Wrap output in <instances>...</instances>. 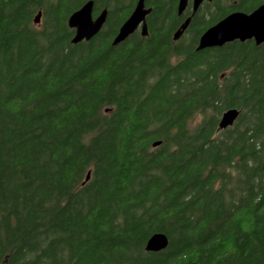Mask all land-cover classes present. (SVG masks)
<instances>
[{"label": "trees", "instance_id": "obj_1", "mask_svg": "<svg viewBox=\"0 0 264 264\" xmlns=\"http://www.w3.org/2000/svg\"><path fill=\"white\" fill-rule=\"evenodd\" d=\"M87 1L0 0V264H264V44L196 51L264 0L203 2L177 41L191 3L144 0L117 45L137 0H92L105 24L72 44Z\"/></svg>", "mask_w": 264, "mask_h": 264}, {"label": "water", "instance_id": "obj_2", "mask_svg": "<svg viewBox=\"0 0 264 264\" xmlns=\"http://www.w3.org/2000/svg\"><path fill=\"white\" fill-rule=\"evenodd\" d=\"M210 0H178L177 15H181L188 3H191L192 13L188 16L173 33V40L177 41L187 29L191 16L197 11L203 2ZM94 2L89 0L85 2L79 9L70 14L67 24L70 29L74 30L71 39L72 44L82 41H89L95 37L107 18V10L103 9L97 16H93ZM151 8L145 5L144 0H137L131 14L119 27L117 34L113 38L112 45H117L127 39L135 31L139 30L142 36L148 35V27L146 18L150 14ZM41 12L39 11L34 19L38 24L40 22ZM238 40L244 42L253 40L256 45L264 44V4H261L250 13L240 11L232 12L223 19L207 28L199 37L196 51L208 48L221 47L226 43ZM240 114L237 108H229L225 110L219 119L218 129L223 130L231 127ZM159 142H155L153 146H157ZM89 173L86 176L88 179ZM168 245V238L163 233H155L150 236L145 245L148 252H159Z\"/></svg>", "mask_w": 264, "mask_h": 264}, {"label": "rangeland", "instance_id": "obj_3", "mask_svg": "<svg viewBox=\"0 0 264 264\" xmlns=\"http://www.w3.org/2000/svg\"><path fill=\"white\" fill-rule=\"evenodd\" d=\"M199 117H196L195 120H194V123L198 122L199 121Z\"/></svg>", "mask_w": 264, "mask_h": 264}]
</instances>
